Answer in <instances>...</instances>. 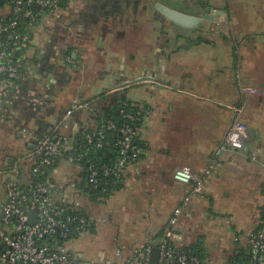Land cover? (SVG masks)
<instances>
[{
  "label": "crops",
  "instance_id": "0c3cea01",
  "mask_svg": "<svg viewBox=\"0 0 264 264\" xmlns=\"http://www.w3.org/2000/svg\"><path fill=\"white\" fill-rule=\"evenodd\" d=\"M178 1H70L61 19H43L33 30L29 75L20 94L0 109V129L16 137L12 147L19 157L55 128L71 139L81 128L96 129L98 117L120 102L142 115L144 157L125 169L122 187L102 198L86 190L73 196L84 193L93 200L88 212L80 208L93 220L92 229L69 242L78 257L116 259L117 250L126 256L166 234L188 191L173 177L179 166L195 174L213 164L216 168L204 195L194 196L187 208L179 237L173 239L176 246L198 250L209 264H226L248 253L249 234L261 223L264 0H190V12L209 15L193 30L171 23L156 7L189 11ZM8 12L0 0V16ZM139 77L155 80L121 87ZM76 101L90 106L67 117ZM239 106L244 108L238 117L249 131L245 145L217 154ZM20 129L28 130L27 138ZM28 164L24 159L27 178L21 184L30 181ZM65 174L82 184L76 168L63 158L51 178L61 181ZM8 179L0 177V196ZM104 199L102 211L97 201Z\"/></svg>",
  "mask_w": 264,
  "mask_h": 264
},
{
  "label": "built area",
  "instance_id": "2783aa9c",
  "mask_svg": "<svg viewBox=\"0 0 264 264\" xmlns=\"http://www.w3.org/2000/svg\"><path fill=\"white\" fill-rule=\"evenodd\" d=\"M70 1L3 0L9 12L0 16V109L11 97L20 94L19 86L29 75L28 50L33 43V30L43 19H48V22L61 19ZM65 2L66 6H63ZM241 90L259 93L253 87H241ZM89 106V102L76 101L74 108L69 109L66 115L71 117L75 110ZM243 108L235 107L237 114L217 154L228 149H243L249 135L247 124L238 117ZM121 111L129 122L118 125L108 120L92 131L81 128L74 139L55 128L38 138L34 149L26 157L14 161L8 171L9 180L4 195L0 196V264H151L154 246L160 248L158 264H209L200 253L170 245L169 241L179 237V225L187 215L186 210L193 197L204 195L205 183L215 172L214 164L202 174H195L188 166H179L174 170V179L187 184L188 191L182 204L174 210L165 238L137 246L126 256L119 249L116 259H86L74 255L70 250V240L89 232L94 223L71 196L86 190L96 197H104L109 190V178H120L121 171L128 167V160L144 153L136 142L140 127L132 124L138 117L125 108ZM109 131L119 134L117 145L120 146V155L112 164L100 167L94 161L87 160V152L83 149L88 145L93 149L102 148ZM78 134V140H83L80 147L74 145ZM19 135L27 138L28 130L20 129ZM63 158L76 168L82 184L69 174L63 175L61 181L51 178V172L55 169L53 166ZM24 159L29 161L30 166L31 179L27 184L20 183ZM69 188L72 194H69ZM30 211L36 212L34 222L30 221ZM226 264H264V220L249 234L248 258Z\"/></svg>",
  "mask_w": 264,
  "mask_h": 264
},
{
  "label": "trees",
  "instance_id": "16d2710c",
  "mask_svg": "<svg viewBox=\"0 0 264 264\" xmlns=\"http://www.w3.org/2000/svg\"><path fill=\"white\" fill-rule=\"evenodd\" d=\"M63 6H66V2L63 3ZM122 108H125L127 112L134 113L138 117V120L132 122V124L134 126H136V125L140 126L142 115H140V113L138 111H136L130 105V103H128L126 101L120 102L119 104H116L113 108L103 112L101 114V116L98 117L99 126H102V124L106 123L108 120H113L118 125H122V124H124L126 122H129L126 119L124 113L121 111ZM88 130L92 131L94 129H89L88 128ZM106 135H107V137L105 139V144H104V146L102 148L93 149L92 147H90V145H88V146H86L83 149L84 151L87 152V160L94 161L100 167L103 166V165L112 164L115 161V159L118 158L119 155H120V146L117 145V139L119 137V134L116 131H109V132H107ZM79 137H80V134L77 135V138H76L77 141L74 143V145L76 147L77 146L80 147L82 142H83L82 139H81V141L78 140ZM136 142H137V144H139L143 148L144 153H145V146L143 145V143L140 141L139 138H137ZM144 153L140 157H138L136 159H133V160L129 159L127 165L129 166V165H132V164L136 163L137 161H139L142 157H144ZM24 157H26V155H22L20 157L19 156L14 157L12 163L8 166V168L10 169L12 167V165L14 164V161H16L18 158H24ZM59 161H60V159L57 161V163ZM55 167H56V165H55ZM55 167L53 166V168H55ZM29 168H30V166H29ZM9 169H8V171H9ZM125 169L121 171V177L120 178L115 177V176H111L109 178V183H110L109 190L107 191V193L104 196H108L111 192H113V190H117V189H120L122 187V185H123L122 184L123 183L122 180H123V177H124ZM25 171L26 170L23 167H21V179L20 180H22L24 178L23 174L25 173ZM28 175H30V169L28 170ZM262 220H264V209H263V213H262ZM165 236H166V234H161V236L157 237V238L158 239H163V238H165ZM169 243H170V245H175L176 246V243L174 242V240H170ZM185 250L194 251L196 253H199L198 250H195L194 248H191V247H187V248H185ZM201 256H202V254H201ZM240 257L241 256L236 257V260L237 259L240 260L241 259ZM246 258H248V253H244L243 254V259H246Z\"/></svg>",
  "mask_w": 264,
  "mask_h": 264
},
{
  "label": "water",
  "instance_id": "95a60500",
  "mask_svg": "<svg viewBox=\"0 0 264 264\" xmlns=\"http://www.w3.org/2000/svg\"><path fill=\"white\" fill-rule=\"evenodd\" d=\"M156 7L161 13L165 15V17L169 21H171L172 23L184 29H189V30L197 29L201 27L204 20L209 18L208 14H204V16H201L195 12L183 11V10H180V9H177L171 6H166L160 3H158ZM206 11H211V7L207 6ZM73 56L76 59L77 54L74 52ZM154 80H155L154 77H139L135 81H131V82L121 85V87H126L132 83H139V82H144V81H154ZM29 215L30 217H32L30 221L34 222L33 216L36 215V212L30 211ZM159 259H160V248L158 246H154L151 252V264H158Z\"/></svg>",
  "mask_w": 264,
  "mask_h": 264
},
{
  "label": "rangeland",
  "instance_id": "374dc122",
  "mask_svg": "<svg viewBox=\"0 0 264 264\" xmlns=\"http://www.w3.org/2000/svg\"><path fill=\"white\" fill-rule=\"evenodd\" d=\"M190 0H179L177 3L179 5H181L180 8L184 9V10H192L189 3ZM176 3V4H177ZM172 28V26H171ZM13 142H17L16 137L12 134V132H5V130H1L0 129V172L1 171H5V173L3 172V174H0V177H7L8 175V166L12 163L14 157L16 156V152L15 149L12 147ZM70 173H74L75 169L74 168H70ZM7 171V172H6ZM24 178H27V174H23ZM69 194L71 193V188L68 189ZM73 197V195L71 196ZM91 197V198H90ZM75 199L77 200V202L80 204V208L84 207L85 210L88 212L89 211V207L92 204L91 202H93L92 200V196H87L84 193H82L79 196H75ZM104 200H98L97 203L101 205V209L102 211L106 209V203L104 202ZM96 202V201H95Z\"/></svg>",
  "mask_w": 264,
  "mask_h": 264
},
{
  "label": "flooded vegetation",
  "instance_id": "af4514ba",
  "mask_svg": "<svg viewBox=\"0 0 264 264\" xmlns=\"http://www.w3.org/2000/svg\"><path fill=\"white\" fill-rule=\"evenodd\" d=\"M194 1V0H193ZM195 1H199V2H203V0H195ZM175 8V7H174ZM172 23V22H171ZM68 58V57H67ZM259 90V89H258ZM260 93V90H259Z\"/></svg>",
  "mask_w": 264,
  "mask_h": 264
}]
</instances>
